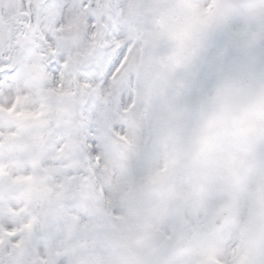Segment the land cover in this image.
Masks as SVG:
<instances>
[{"label": "snow or ice", "instance_id": "1", "mask_svg": "<svg viewBox=\"0 0 264 264\" xmlns=\"http://www.w3.org/2000/svg\"><path fill=\"white\" fill-rule=\"evenodd\" d=\"M0 264H264V0H0Z\"/></svg>", "mask_w": 264, "mask_h": 264}]
</instances>
